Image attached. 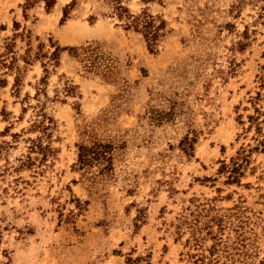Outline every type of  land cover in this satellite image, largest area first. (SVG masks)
I'll return each instance as SVG.
<instances>
[{"label": "rangeland", "instance_id": "374dc122", "mask_svg": "<svg viewBox=\"0 0 264 264\" xmlns=\"http://www.w3.org/2000/svg\"><path fill=\"white\" fill-rule=\"evenodd\" d=\"M120 4L0 0V264H264L258 4Z\"/></svg>", "mask_w": 264, "mask_h": 264}, {"label": "trees", "instance_id": "16d2710c", "mask_svg": "<svg viewBox=\"0 0 264 264\" xmlns=\"http://www.w3.org/2000/svg\"><path fill=\"white\" fill-rule=\"evenodd\" d=\"M251 4H258V9L260 13V17L264 19V0H247ZM73 2L67 8H69ZM113 4L115 5L114 9L116 14L125 19V27L126 28H131L136 32L141 33L143 36L147 49L150 52H153L155 50L156 42L158 38L162 34V30L164 29V22L159 21L157 23L155 20L157 19L156 17L154 18L153 16L146 14V13H141L138 15H131L127 14V10L120 4V0H113ZM66 10H63V15L62 18L66 19ZM72 51V49H70ZM69 89V88H68ZM70 90V89H69ZM68 91V90H67ZM49 122V119H46ZM41 122V121H40ZM42 123V122H41ZM44 130L46 127L43 128ZM31 151H38L41 153L43 156L45 155L47 146H42L40 139L37 141H31ZM79 152L77 155V164L79 167H84L87 166L91 162V158L88 156L89 150H87L84 147L79 146L78 147ZM30 158H28V161ZM224 168H226V165H223ZM236 169H231L232 171H235Z\"/></svg>", "mask_w": 264, "mask_h": 264}]
</instances>
